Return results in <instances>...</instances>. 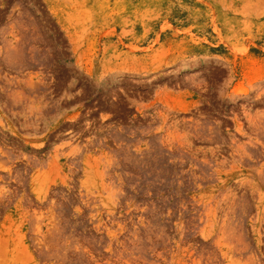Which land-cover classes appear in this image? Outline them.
Returning a JSON list of instances; mask_svg holds the SVG:
<instances>
[{
  "label": "rangeland",
  "instance_id": "1",
  "mask_svg": "<svg viewBox=\"0 0 264 264\" xmlns=\"http://www.w3.org/2000/svg\"><path fill=\"white\" fill-rule=\"evenodd\" d=\"M0 264H264V0H0Z\"/></svg>",
  "mask_w": 264,
  "mask_h": 264
},
{
  "label": "bare ground",
  "instance_id": "2",
  "mask_svg": "<svg viewBox=\"0 0 264 264\" xmlns=\"http://www.w3.org/2000/svg\"><path fill=\"white\" fill-rule=\"evenodd\" d=\"M240 93H242V91ZM243 93H244V91H243Z\"/></svg>",
  "mask_w": 264,
  "mask_h": 264
}]
</instances>
